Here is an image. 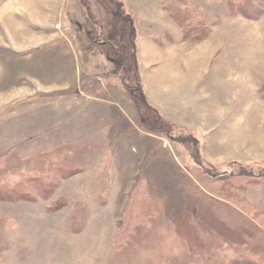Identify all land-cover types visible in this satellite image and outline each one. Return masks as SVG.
Listing matches in <instances>:
<instances>
[{
  "label": "rangeland",
  "instance_id": "1",
  "mask_svg": "<svg viewBox=\"0 0 264 264\" xmlns=\"http://www.w3.org/2000/svg\"><path fill=\"white\" fill-rule=\"evenodd\" d=\"M118 1L131 20L93 0L99 27L80 0H0V264H198L217 238L264 264V0ZM201 170L249 176L229 199ZM139 178L150 221L123 238Z\"/></svg>",
  "mask_w": 264,
  "mask_h": 264
},
{
  "label": "trees",
  "instance_id": "2",
  "mask_svg": "<svg viewBox=\"0 0 264 264\" xmlns=\"http://www.w3.org/2000/svg\"><path fill=\"white\" fill-rule=\"evenodd\" d=\"M226 1L229 3V6L231 7L230 10L232 12H240L241 14L242 13H246L243 10L245 8H247V6H249V4H247V3L251 2V0H226ZM104 2L105 3H107V2L112 3V5H114V11L113 12H114L115 17H117V18L121 17L122 18V15L124 14V11L122 10L123 8H122V6H120V3H119L118 0H104ZM243 2H247L246 3L247 6ZM80 3L84 7L86 15L91 20V22L100 27L102 25L101 24V16L97 15L95 13L96 9L93 6V4L95 5L93 0H80ZM241 11H243V12H241ZM124 15H126L124 17V19H126L129 22L131 19L129 18L128 14H124ZM170 15L173 17V19L175 21H179L180 24H182L183 28L181 29V32L185 36H187L188 39H190V40H195L197 38H200L201 36H205V34L208 33V29L210 28V26L203 20V18L201 16L202 15L201 12L199 10H197V8H196V6L194 4H188L187 3L185 11L181 14V16L179 14H176V13L174 15H172V13H171ZM247 15L250 16L249 13ZM132 34H133L132 31L130 33H128V38L129 39H131ZM130 46H131L130 50H131V53H132L131 56L133 57L134 56V54H133V44L131 42H130ZM133 66H134V64H133ZM124 80H125V77H124ZM127 81L129 82L128 79H127ZM123 85L126 86V87L129 86V84L128 85L123 84ZM129 90L133 93V95H136V93L133 90V88L130 87ZM140 105L147 108L148 112L144 111L145 112L144 114H147V115H150V116L154 115V118H152V116H151V119H150V121L152 123L151 125H158V127H160V128L162 126H165L164 124H162L161 122L158 121L160 118L155 116L156 115L155 114L156 111L154 109H149V107L147 106V103L145 102V99L143 98V96L140 97ZM157 118H158V120H157ZM111 120H112L111 116H108V121H111ZM117 121H116V123H117ZM104 122H105V120H104ZM104 142L107 143V145H108V142H106V141H104ZM37 151L35 153H37ZM33 156L34 157L32 158V160L38 158L39 161L41 159L42 163H44L45 160L43 158H41V157H43V155L40 154L39 157H38V155L36 154V155H33ZM200 172L201 173L199 175H197L199 177V185L197 186L199 189H204V190H206L207 192H209L211 194L212 193L215 194V192H216V194H220L221 196L228 197L229 199H231V198H233L235 196V194L233 192L234 191L233 189L234 188L242 189L243 185H241L240 183L244 179H248L247 176H249V174H247L246 171L242 172L243 174H241V175L240 174L236 175V176L232 175L231 177L236 178L237 181L240 180V182H237L234 179L235 181H233V182L230 181L231 185L227 184L225 186V187H227V189H225V187L223 185H220V183L222 181H226V180L229 181L228 180L229 177L228 178H227V176H222V177H218L217 176L216 177V176L210 174V172L208 170L207 171L206 170H201ZM37 178H38V176H33V177H29L27 179V181L30 180V181H28L29 185H30L29 186L30 190L32 188L31 186L37 180ZM144 181H145L144 178H139L138 179V183L132 187L130 195H129V199H128L129 201L126 203V205H125L126 207H124V212L127 210V211H129L131 213L125 215L124 222L126 224V230L125 229L123 230L124 233H125L122 236L123 238H130L131 234L128 235V232H133L134 230H136L138 223L144 222L146 220L150 221V220H148V215H144L146 213L145 212L144 213L141 212V209L142 208L144 209V205H143V201L142 200L144 199V196L149 191V188H148V186H146ZM210 181L214 182V186L216 185V183L219 184V186L216 188L217 190H215V192H213L212 190L208 189V187L210 186V183H211ZM235 182L237 184H233ZM7 189H9V188H7ZM7 189L1 188L0 190L2 192L10 191V190H7ZM9 194H10V192H9ZM20 197H23V199H27L28 200L32 196H31V193H30L29 190H28V193L22 194L21 196H18V192L15 190L12 193L10 198L11 199H16V200L17 199H22ZM212 198H215V197H212ZM137 199H138V201H137ZM134 204H136L135 207H134ZM132 211H134L133 213H136V215H134L132 213ZM260 220H261V223L264 224V213L262 214V217H261ZM124 222H123V224H124ZM121 231H122V229H121ZM217 239L215 241L212 240L209 243V245L206 248L208 251L204 250L202 253H198V256H197L198 257V262H199L198 264H256V263H258V259L260 257V256H258L259 254L256 251H251V250L250 251L249 250L243 251V252H240L239 254H237L235 256H229V257L225 258V256H223V254H222L223 249H219V247L222 245V242L220 241V239H219V241ZM212 244L215 245V246H212ZM262 248H264V245H263ZM260 252H261V250H260ZM262 253H264V249H263ZM176 264H188V263L178 262Z\"/></svg>",
  "mask_w": 264,
  "mask_h": 264
}]
</instances>
